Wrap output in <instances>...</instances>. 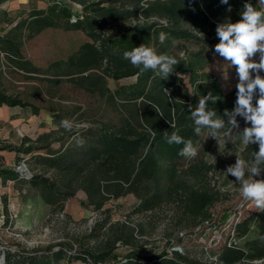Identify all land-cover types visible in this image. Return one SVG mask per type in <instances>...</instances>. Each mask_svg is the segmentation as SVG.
Returning <instances> with one entry per match:
<instances>
[{
    "label": "trees",
    "instance_id": "16d2710c",
    "mask_svg": "<svg viewBox=\"0 0 264 264\" xmlns=\"http://www.w3.org/2000/svg\"><path fill=\"white\" fill-rule=\"evenodd\" d=\"M5 1L0 0V5ZM245 3L255 7L258 0H229L227 5L220 0H55L46 10H33L13 29L19 35H0V51L26 73L53 72L54 78L68 77L73 87L90 97L92 105L101 112L88 118V127L63 129L66 137L55 140L61 143L57 149L49 142L50 135L35 141L25 138L20 145L3 144L0 151L14 152L18 162L30 156L44 172L28 177L15 170L0 169V176L24 183L28 186L27 198L37 196L46 205H63L83 191L88 206L100 211L110 200L132 194L139 200L136 214L168 206L172 207L177 226L192 230L207 223L215 228L211 209L222 197L212 183L213 167L205 157L216 140L208 137V128L195 134L189 105L194 110L199 98L212 92L218 100L210 101L208 108L225 120L226 128L222 131L229 130L225 110L234 109L237 89L224 94L219 80L205 68L219 42L217 24L240 20ZM48 28L80 31L90 41L67 59L43 70L24 59L21 38L26 32L28 38H33ZM161 32L167 34L163 44L159 40ZM142 44L179 61L167 79L153 70L141 71L124 58L126 51ZM260 74L264 76V71ZM186 78L191 88L186 85ZM108 79L133 81L113 91L108 87ZM2 104L32 108L34 114L40 110L30 101L0 89ZM81 110L82 107H76L69 116ZM56 118L63 121L60 114ZM236 119L243 120L240 116ZM165 132H176L184 140H192L198 149L197 156L179 155L183 144L167 143ZM41 150L46 154H35ZM253 151H258V145L245 146L243 159L250 160ZM256 177L264 179V170ZM232 229V241L220 249L219 262L264 260V212L236 219ZM145 234L142 225L119 223L111 226L109 235L101 242L97 241L96 229L77 241L78 247L60 242L46 248L8 249L4 263L201 264L167 249L143 255L140 237ZM91 239L96 240L93 245ZM236 239L243 244L236 245ZM120 246L129 249L123 256L116 254Z\"/></svg>",
    "mask_w": 264,
    "mask_h": 264
},
{
    "label": "rangeland",
    "instance_id": "374dc122",
    "mask_svg": "<svg viewBox=\"0 0 264 264\" xmlns=\"http://www.w3.org/2000/svg\"><path fill=\"white\" fill-rule=\"evenodd\" d=\"M17 1L15 8L6 7L4 3ZM55 0H7L0 5V35L5 36L12 32V36L19 35V31H13L22 20H26L33 10H46ZM15 38V37H14ZM21 53L26 61L47 70L59 61L65 60L78 51L79 47L90 39L80 31H64L62 29L48 28L33 38H28L27 32L21 38ZM19 41V40H18ZM259 61V54L254 58ZM205 71L215 76L224 94H229L236 89L238 83L237 73L234 67H229L226 61L217 53L210 57V63ZM53 72L49 74H29L19 70L12 64L9 57L0 51V89L5 93L30 101L38 107L39 114L49 115L43 119L42 134L35 137L50 135L48 138L53 148H59L60 142L55 141L66 134L57 120L58 114L78 125L76 128L90 126L88 118L99 115L93 100L82 91L73 87L68 77L54 78ZM255 75V73H253ZM227 76V79L224 77ZM133 79L115 81L108 79V87L116 90L119 86L129 84ZM185 83L191 88L188 78ZM193 93V90L191 91ZM76 107H82L75 116ZM32 110V108H30ZM33 112V111H32ZM83 117L80 120L79 117ZM98 118V117H97ZM239 129L233 131V135L242 131L246 125L244 119L239 120ZM0 146L2 144L0 143ZM245 146L241 138L225 137L207 153L205 159L213 167L211 173L212 183L221 193V201L211 209L213 223L217 225L211 229L206 223L204 227L197 229H184L177 226L178 221L173 219L172 207H162L153 212L134 213L139 200L132 194L110 200L100 211L88 206L86 194L79 191L63 205H46L37 196L28 197V186L17 182L15 188H20L21 194L15 200L16 216L0 217V243L14 249L31 250L46 248L60 242L74 243L82 241L86 235L92 234L96 229L99 234L98 242L103 241L109 235L111 226L119 223H128L133 226L142 225L146 234L141 239L143 255H154L163 252L178 251L188 259L201 264H222L218 260V253L225 244H230L233 236L232 224L236 219L249 216L261 211L254 203L244 199L240 194V184L235 177L224 173L228 166L235 164L237 157L243 159ZM46 154L45 150L35 153ZM11 160L13 168L20 174L19 168L26 165L28 174L43 173L40 167H36L29 156L27 160L18 162L14 152L3 151L0 155V165ZM23 169H25L23 167ZM48 175H51L49 173ZM29 177V176H28ZM247 178V177H246ZM260 180L259 177H254ZM2 220V221H1ZM214 225V226H215ZM183 228V229H182ZM95 239H91L93 245ZM172 244V245H171ZM234 244V243H232ZM235 244L241 246L242 240L236 239ZM127 247H119L116 254L123 256L128 252ZM4 264V263H2ZM81 264V262H79ZM237 264H264V260L245 261Z\"/></svg>",
    "mask_w": 264,
    "mask_h": 264
},
{
    "label": "clouds",
    "instance_id": "9594fccd",
    "mask_svg": "<svg viewBox=\"0 0 264 264\" xmlns=\"http://www.w3.org/2000/svg\"><path fill=\"white\" fill-rule=\"evenodd\" d=\"M220 2L227 5L229 0H220ZM228 11H231V7ZM241 17L237 22L227 20L216 26L219 42L214 46V51L226 61L229 67L235 68L238 77L235 107L231 112L225 110L229 130L222 131L226 128L225 120L217 118L216 111L208 108L210 101L216 103L218 100L212 92L200 97L194 110L191 105L189 108L195 125V134L199 135L203 128H208L211 130L208 137L214 138L217 143L225 137L235 139L239 136L244 146L258 145V151L251 153L250 160L236 156L235 164L228 166L224 173L235 177L236 182L240 184L241 196L253 202L255 207L261 210L260 212H264V179L254 178L264 170V76L260 74L264 71V0H258L255 7L251 3H245ZM139 20L143 22L142 15ZM136 26L137 23L134 20L133 27ZM199 34L204 38L203 33L199 31ZM166 39L167 34L161 32L160 43L163 44ZM257 54H259L258 62L254 59ZM124 58L141 71L153 70L165 79L174 72L175 66L179 63L175 57L157 54L153 48L144 44L126 51ZM224 78L227 79V76ZM165 92L168 96L169 91L165 89ZM181 102L184 103V101ZM159 114L163 116L162 112ZM237 116L242 117L245 124L250 126L244 127L242 131L233 135V131L239 129ZM61 126L68 131L79 127L67 119L61 122ZM171 126L174 127V125ZM164 136L169 144H183L179 155L186 158L197 156L198 149L193 145L192 140H184L176 132H172L171 135L165 132Z\"/></svg>",
    "mask_w": 264,
    "mask_h": 264
},
{
    "label": "crops",
    "instance_id": "0c3cea01",
    "mask_svg": "<svg viewBox=\"0 0 264 264\" xmlns=\"http://www.w3.org/2000/svg\"><path fill=\"white\" fill-rule=\"evenodd\" d=\"M16 3L17 1H12L4 4H6V7L15 8L19 6ZM47 118H50L48 114H34L30 108L11 107L2 104L0 106V143L2 145H20L25 138L35 141V137L42 134L43 119L46 120ZM3 151L6 150H1L0 155ZM0 169L15 170L11 160L4 165H0ZM16 183L15 180L0 176V217L5 216L8 220L11 216L17 217V212L14 210L16 207L15 200L21 192L20 188H15ZM6 247L7 250L11 249L8 246ZM2 263H4V259H2V252L0 251V264Z\"/></svg>",
    "mask_w": 264,
    "mask_h": 264
},
{
    "label": "water",
    "instance_id": "95a60500",
    "mask_svg": "<svg viewBox=\"0 0 264 264\" xmlns=\"http://www.w3.org/2000/svg\"><path fill=\"white\" fill-rule=\"evenodd\" d=\"M23 167H24L25 169H23ZM23 167L18 169L19 172H20V175H21V176H30V177H31V176H32L31 174L26 173V170H27L26 165H23ZM5 256H6L5 252L2 253V258H3V259H5Z\"/></svg>",
    "mask_w": 264,
    "mask_h": 264
},
{
    "label": "built area",
    "instance_id": "2783aa9c",
    "mask_svg": "<svg viewBox=\"0 0 264 264\" xmlns=\"http://www.w3.org/2000/svg\"><path fill=\"white\" fill-rule=\"evenodd\" d=\"M7 250V247L5 246V245H3V244H1L0 243V251L2 252V253H4L5 251ZM12 250V249H11ZM15 250V249H14ZM14 250H12V251H14ZM3 259V258H2Z\"/></svg>",
    "mask_w": 264,
    "mask_h": 264
}]
</instances>
